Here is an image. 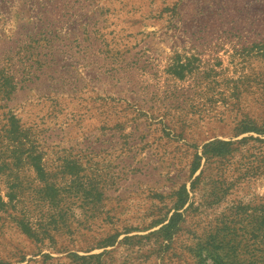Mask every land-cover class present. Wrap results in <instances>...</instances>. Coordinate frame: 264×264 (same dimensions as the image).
<instances>
[{"label": "rangeland", "instance_id": "374dc122", "mask_svg": "<svg viewBox=\"0 0 264 264\" xmlns=\"http://www.w3.org/2000/svg\"><path fill=\"white\" fill-rule=\"evenodd\" d=\"M250 125L264 0H0V264H264Z\"/></svg>", "mask_w": 264, "mask_h": 264}, {"label": "trees", "instance_id": "16d2710c", "mask_svg": "<svg viewBox=\"0 0 264 264\" xmlns=\"http://www.w3.org/2000/svg\"><path fill=\"white\" fill-rule=\"evenodd\" d=\"M250 128L252 129H256V130H260L261 132H264V129H258L256 127H254L253 125H250ZM230 144V142L228 141H222V140H218V141H215L213 143H209V144H206L204 147L205 148H208V150L205 152V153H214V154H217V155H222V154H226L228 153L230 150L229 149H226V146H228ZM199 153L196 154V158L195 160L193 161V164H192V169L194 172H196L198 170V168L200 167L201 165V156L198 155ZM35 168L38 170V171H41V164L38 165L36 163V165H34ZM13 187V186H12ZM186 192V191H185ZM185 194L183 193V196L181 195V198L179 199L180 202H182L181 204L184 203L185 201ZM9 198H10V202H6L3 198L2 195H0V209H7V207L11 204V202H13L14 200V196L13 194H10L8 195ZM16 208V205L14 204L12 206V209H15ZM179 209V208H178ZM178 209L176 210V214L178 213ZM174 217H175V214L172 215V217H170L169 219V222L168 224H165V227L166 228H171L173 225V221H174ZM26 232L30 233L31 235H33V228L31 226H27L26 229H24ZM262 257H264V249L262 250Z\"/></svg>", "mask_w": 264, "mask_h": 264}]
</instances>
